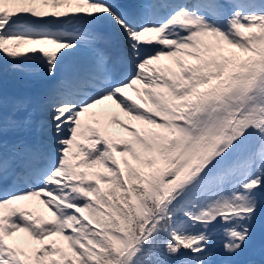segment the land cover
Masks as SVG:
<instances>
[{"label":"rangeland","instance_id":"374dc122","mask_svg":"<svg viewBox=\"0 0 264 264\" xmlns=\"http://www.w3.org/2000/svg\"><path fill=\"white\" fill-rule=\"evenodd\" d=\"M184 1L186 3L188 0ZM237 2L243 4L246 11L242 12L234 5L225 16L234 26L238 36L226 41L223 35L215 32L211 36V41L198 38L191 45L192 58L183 55L178 63L177 73L174 72L172 76L168 73L169 79L160 78L164 80L163 84L159 81L158 75L152 72L153 69L138 61L132 67L127 81L121 85L126 94L114 93L115 87L111 85L98 89L91 83L89 86L91 90L88 91L90 94L84 90L77 92V97L82 100L68 121L60 117L59 112L64 108L60 105L62 102L53 104L51 112L44 117L45 122L50 124L51 133L48 137L51 143L41 140L37 128L39 95L36 89L39 88L37 86L40 82L39 76H52L58 70L55 69V60L46 72L26 71L17 67L25 56L53 53L52 49L47 50L48 47L42 48L44 45L38 44L36 40L60 39L65 37L64 32L60 29L52 32L61 37L48 36L50 31L47 28L39 30L35 28L32 33L27 32L32 26H36L31 23L37 21H31L28 25L13 21L16 24H11L7 29L2 26L1 158L6 159L7 150L14 141L22 143L23 136L27 135L37 141V146L42 151L43 147H47L45 145H48L50 152L54 150L51 158L54 160L49 164L50 169L39 178L40 183L47 184L46 187L40 186L37 189L29 187L6 197L0 194V263L6 261L7 264H69L67 252L72 246L73 233L82 221L81 211L85 208L82 206L86 199L83 193L92 196L94 192L92 180L110 174L114 167L126 172L135 161L144 164L143 169L149 170L153 162L143 160L142 154L152 147L148 138L151 130L168 131L171 136L191 141L203 138L200 123L210 110L219 104L209 99L204 103L200 113L194 117L184 118H181L183 108L181 105L188 99L195 98L199 87L205 82L217 77V65L224 62L227 64L251 53L254 51V45L264 39V0L261 3L262 7L256 6L255 0ZM147 7L148 4L143 5V14ZM183 7H178L169 15H177L176 10L188 14L187 9ZM246 17L250 18L255 27L241 25L245 23ZM162 27L163 25L153 28L160 30ZM208 27L213 29L214 26L209 22ZM73 32L80 35V32ZM77 38L88 41L94 48L96 46V38L93 35ZM26 40L32 42L28 44ZM5 41L11 45L7 46ZM30 48L34 53H26ZM82 49L87 50L85 45H82ZM92 60L97 67H107L105 59ZM146 71L144 83L140 87L142 73ZM85 83L90 84V81ZM248 94L246 89L241 88L236 98L246 103ZM90 99L92 100L89 101ZM258 101L261 104L260 100ZM44 104L47 106V103ZM236 142L249 145L252 149L250 157L244 164L239 165L233 156H222L218 168L210 166L201 170L198 166L194 171L196 177L192 185L203 182L198 195L202 198L200 210L207 217L203 218L202 223H195L193 229L190 227L192 221L190 209H178L174 205L166 212L164 208L170 223L166 230L167 235L181 236L184 240L190 241L197 238L204 240L200 241L202 245L189 247L193 259L191 262L187 260L181 264H232L237 256L253 251L258 241L264 242V189L258 190L255 186L264 185V121L257 133L254 131L252 134L243 135ZM59 143L62 145L59 146ZM58 153L62 155L58 156ZM166 154L167 166L164 169V176L172 164L169 147ZM238 165L242 170V181L248 184L249 189L246 185L236 188L239 183L235 175ZM219 168L224 170V175L216 173ZM81 189L83 193L78 192ZM245 189L249 192L251 202L258 204L256 212L249 213L247 207L244 208L238 203L239 192L245 195ZM39 191L41 193L36 194ZM225 200L231 201V204L225 205ZM131 208L136 214L138 210L133 206ZM199 213L200 211L195 215L199 217ZM140 214L142 213L139 212ZM228 214L233 215L232 219L228 218ZM129 222L128 219L127 224ZM128 226H121L125 233L128 232ZM200 228L208 233L201 231ZM130 229L133 230V226ZM57 234L60 235L58 239ZM52 235L56 236V239L52 238ZM235 248H240V252H235ZM226 251L231 253L230 256L225 255ZM258 251L264 256V248L258 246L255 252ZM253 256L247 253L246 260H242V257L238 260H242L240 264H264L263 260L252 258ZM76 260L77 257H74L70 263Z\"/></svg>","mask_w":264,"mask_h":264},{"label":"bare ground","instance_id":"6f19581e","mask_svg":"<svg viewBox=\"0 0 264 264\" xmlns=\"http://www.w3.org/2000/svg\"><path fill=\"white\" fill-rule=\"evenodd\" d=\"M101 2H92L91 0H0V13L2 17L7 19L3 20L0 17V30L2 26L6 29L11 24H16L13 21L21 25H28L31 21H37V24L42 25L43 28H47L51 34L49 36L61 37L59 35L52 34V30L57 31L61 30L64 32L65 37L60 39L54 38H45L43 40H36L38 44H42V48L48 47L52 49L53 53L48 54H34L31 56H26L20 62L18 69H27V70H39L45 71L49 62L53 59L62 61V59H67L65 64L59 63V70L51 78L43 77L41 78L39 90V104H38V114L42 117L39 131L42 134V138L45 141L51 140L46 134L49 133V130H45L46 122L44 120V115L46 116L50 105H43L44 100L48 98V101L51 103V100L54 99V94L56 92V85L61 84L62 86L69 88L68 86L75 85L76 81H82L85 75L91 76L93 79L96 78L105 82L108 81L112 85L114 84L109 74L107 72V67L102 68V72L95 73L96 67L89 61L90 53L93 51L92 48L88 47L86 51L82 49V44H85L87 41L74 38L76 34L73 31H82L88 35H93L96 40L101 43L102 46H106L109 49H112V52L121 51L123 54V59L120 60V64L130 62L131 65H134L135 61L141 59V62L153 69V73L158 75V78L169 79L168 73L172 76L174 72L177 73L178 63L181 60L183 55H186L188 58H192V53L190 51L191 45L196 42L198 38L203 40H210L211 36L218 32V34L223 35L225 40H231L238 36L237 31L234 26L226 18V14L229 12L230 7L234 5L241 7L240 4L232 0L230 4L219 3L218 0H211L210 3L200 2L204 5H209L212 14L215 16L213 21V29L208 27L209 22L207 20L194 17L193 15H174L173 17H168V21L163 24V28H166L167 24H172V26H180L178 31L169 30L166 34L161 31L153 30L151 28L140 29L138 33L133 34L130 31L129 24L127 21L118 16L107 4L106 0H100ZM122 5H131L135 0H115ZM150 6L149 14H143L144 22L152 23L156 21L157 18H162L168 15L170 10L167 13L166 4L169 0H144ZM193 0H189L187 4L192 3ZM247 2L248 0H242ZM256 6L262 7L261 3L263 0H255ZM156 9H161L156 11ZM168 7L171 8L170 3ZM221 9H224L223 12H220ZM249 9V7H248ZM165 15L161 14L163 12ZM246 11V9H244ZM184 14V13H180ZM250 18L246 17L245 25L247 27H255V24L250 22ZM26 23V24H25ZM216 23H218L216 25ZM33 30V29H32ZM28 30V31H32ZM184 30L186 34H182L180 31ZM221 32V33H220ZM67 36V37H66ZM182 36L186 37L187 40H183ZM226 40V41H227ZM35 41V42H36ZM30 42L32 41H27ZM77 42H82L79 44ZM7 46L11 45L9 42L5 41ZM27 44V43H26ZM173 44L174 48L171 49L168 53L162 51L164 47ZM32 45V44H31ZM161 47L153 55L144 57V54L150 52L157 47ZM97 51V50H96ZM181 51H184L182 53ZM26 53H34L32 48L27 50ZM55 55V56H53ZM53 56V57H52ZM106 57V55H104ZM157 57V58H156ZM107 58H110L109 56ZM110 61L112 64H117V61L113 60L111 55ZM167 67V68H166ZM101 68V67H100ZM147 70V69H146ZM73 71V72H71ZM69 72H71L69 74ZM111 72V76L113 75ZM146 72L142 73L141 84L144 83ZM75 76L76 79H71ZM86 76V77H88ZM117 84L114 93L116 94H126L123 92V88ZM102 88V87H101ZM69 93H61L62 97L66 96ZM131 95V94H130ZM129 95V96H130ZM72 108H68L61 111V114L67 121L70 119ZM62 143H59L61 146ZM48 147V146H47ZM33 155H30L26 150L17 149L15 157L11 158L15 161L13 169L10 171V175L16 174L17 169H20L18 177L24 179H31V182H35L44 171L45 168H40L38 166H32V160L41 159L44 155L43 152H40V148L37 147L36 151L32 152ZM62 153H58L59 155ZM24 166L23 168H21ZM31 185L32 188L38 185V182ZM47 186L46 183L42 185ZM1 192V191H0ZM41 193V191L36 192V194ZM56 235V234H54ZM52 235V238L56 239V236ZM57 239L60 237L57 234Z\"/></svg>","mask_w":264,"mask_h":264},{"label":"trees","instance_id":"16d2710c","mask_svg":"<svg viewBox=\"0 0 264 264\" xmlns=\"http://www.w3.org/2000/svg\"><path fill=\"white\" fill-rule=\"evenodd\" d=\"M259 69H261V62L257 61V57L252 60L243 58L240 61L231 62L230 65L221 69L218 79L205 85L203 89L211 91L225 105L224 107H228L230 93L236 92L244 86H248L247 90H249L259 75ZM195 99H188L183 106L194 104ZM215 116L219 117L220 113H215ZM235 131L236 129L231 126L225 128L223 140H227V146L232 143V135ZM148 136L152 147L148 152L142 154V157L145 161L153 162V166L156 167L145 170L132 165L134 167L125 173L117 169L110 182L97 183L95 195L90 198L83 211L81 229L73 237L71 250L68 251L72 260L74 256H77V251L81 255V258H77L74 264H113L115 260L110 252L114 246L112 237H117L115 232L119 229L120 223L125 224V215L133 224L130 234L133 233V237H138L143 233L145 244L148 246L149 252L144 253L136 264H158L159 256L162 260L165 257L174 256L175 249L180 248L174 245L175 237L168 239L165 236L166 224H163L165 217L154 216L153 212L157 209L158 201L174 192V184H179L184 177L190 176L198 166L207 161V158L212 154L209 152L213 142L208 133L204 140L193 144L182 140H173L174 182L165 184L161 193L157 194L145 191V183L149 180L155 181L156 170L164 165V151L170 135L165 131L152 130ZM181 145L190 146L181 147ZM133 201L139 202L142 207L136 214L131 208ZM177 203L179 206L184 205L183 198ZM139 212L142 214L139 215ZM182 244L185 245L184 242Z\"/></svg>","mask_w":264,"mask_h":264}]
</instances>
